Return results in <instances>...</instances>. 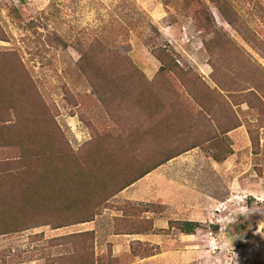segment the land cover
I'll return each mask as SVG.
<instances>
[{"label": "trees", "instance_id": "16d2710c", "mask_svg": "<svg viewBox=\"0 0 264 264\" xmlns=\"http://www.w3.org/2000/svg\"><path fill=\"white\" fill-rule=\"evenodd\" d=\"M208 1L245 41L262 48L259 35L233 1ZM244 2H252L264 20L263 3ZM196 3L202 4L183 0L204 36L212 86L191 65H182L170 45L157 41L159 33L153 24L137 32L159 62L151 78L130 57L132 28L108 36L86 33L69 40L79 54L76 70L89 86L87 94L72 98V105L78 106L84 121L87 114L81 98L93 99L112 124L92 130L76 150L48 115L47 104L20 56L0 48L5 79L0 77V235L93 220L111 197L160 164L247 122L245 115H237L236 104H245L247 113L256 116L255 124L247 123L249 138L256 142L253 126H264V67L218 27L210 9L194 7ZM214 142L209 143L213 160L221 162L233 153L230 145ZM122 156L129 166L118 165ZM171 227L193 233L199 223L174 220L169 222ZM128 230L115 228L113 232L130 234L151 228ZM60 238L68 240L66 253L52 255L45 264H94L93 230L55 236L49 242L55 246L53 242ZM81 246L85 253L76 254Z\"/></svg>", "mask_w": 264, "mask_h": 264}, {"label": "rangeland", "instance_id": "374dc122", "mask_svg": "<svg viewBox=\"0 0 264 264\" xmlns=\"http://www.w3.org/2000/svg\"><path fill=\"white\" fill-rule=\"evenodd\" d=\"M200 1L194 7L210 9L218 27L264 67V20L252 2L231 0L259 35L262 48L245 41L208 0ZM257 3L264 4V0ZM191 13L183 0H0V38H7L0 40V48L20 56L47 104L48 115L76 150L91 137L92 130L112 124L93 99L81 98L87 114L84 121L78 106L72 105V98L87 94L89 86L76 70L79 54L69 40L86 33L108 36L132 28L130 57L151 78L159 62L137 32L153 24L159 33L157 41L170 45L182 65H191L212 86L204 36L194 26ZM233 108L247 122L160 164L111 197L93 221L60 228L41 225L0 235V264H45L52 255L67 251V239H57L52 246L49 238L83 230H93L94 264H264V238L260 239L264 237V126H253L256 142L252 143L247 123L255 124L256 116L247 113L243 103ZM214 141L230 145L233 153L221 162L213 160L209 143ZM118 165L129 166L126 157ZM231 193H247L248 207L220 233L222 246L213 251L207 234L214 207L211 197L216 202ZM174 220L196 221L199 227L184 233L169 228ZM148 226L150 240L146 241H129V233L113 232L115 228L125 232ZM83 253L81 246L76 254Z\"/></svg>", "mask_w": 264, "mask_h": 264}, {"label": "built area", "instance_id": "2783aa9c", "mask_svg": "<svg viewBox=\"0 0 264 264\" xmlns=\"http://www.w3.org/2000/svg\"><path fill=\"white\" fill-rule=\"evenodd\" d=\"M247 201V193H231L214 205L207 231L208 243L213 251L222 246L218 236L226 230V226L232 224L244 212L245 208L248 207ZM212 226H216V229H213ZM263 238L260 237V239Z\"/></svg>", "mask_w": 264, "mask_h": 264}, {"label": "crops", "instance_id": "0c3cea01", "mask_svg": "<svg viewBox=\"0 0 264 264\" xmlns=\"http://www.w3.org/2000/svg\"><path fill=\"white\" fill-rule=\"evenodd\" d=\"M123 190V189H122ZM121 190V191H122ZM118 194V193H117ZM116 194V195H117ZM115 195V196H116ZM115 196H114V198H115ZM211 199H212V202H211V208L219 201V200H217L216 202H214V200H215V197H214V199H213V197H211ZM93 221V220H92ZM186 221H190V220H186ZM84 223H88V222H82V223H79L80 225L79 226H83L82 224H84ZM148 232H150V230L148 231ZM148 232L147 231H145V232H134V233H131V234H126L127 235V238L129 239V241L130 240H141V241H146V240H150L149 239V236H148ZM152 232V231H151ZM119 235V234H118ZM120 235H123V234H120Z\"/></svg>", "mask_w": 264, "mask_h": 264}]
</instances>
